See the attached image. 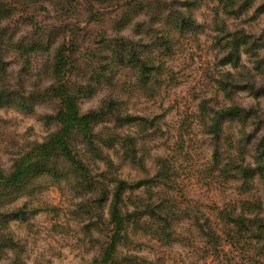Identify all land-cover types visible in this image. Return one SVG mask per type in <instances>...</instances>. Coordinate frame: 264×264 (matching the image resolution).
Returning <instances> with one entry per match:
<instances>
[{
	"label": "rangeland",
	"instance_id": "obj_1",
	"mask_svg": "<svg viewBox=\"0 0 264 264\" xmlns=\"http://www.w3.org/2000/svg\"><path fill=\"white\" fill-rule=\"evenodd\" d=\"M261 3L262 0H257L248 13L235 17L226 15L215 0H79L77 8L73 6L65 13L67 22L74 25L68 30L59 28L65 18L59 19L58 10L50 5L37 8L31 15L22 17L18 13L13 18L20 40L38 30L54 40L53 43H32L45 48L33 56L37 59L27 71L22 63L13 61L9 73L14 84L23 81L30 89L49 87L53 82L50 67L53 56L63 44L59 39L65 36L69 43L76 41L79 48L75 77L86 75L94 81L103 77L102 84H96L97 92L92 99L81 102L82 113L98 109L104 102L119 101L127 114L154 123L153 136L147 143H140L147 151L146 170L121 163L120 173L132 182L143 178L148 170L150 174L158 171L159 160H168L177 183L173 187L181 190L180 202L191 207L194 218L185 217L177 222V240L171 244L139 239L143 245L134 248L133 255L155 264H264V256L240 250L238 245H228L225 239L212 242L192 225L198 218L204 223L209 219L211 226L219 229L222 221L219 212L231 209L228 206L237 197L234 186L219 185V181L211 179L216 175L212 167L214 143L205 133L202 118L234 104L247 109L258 105L264 108V96L257 98L248 90H241L248 83L257 88L264 86V64L259 62L264 59V15L256 12ZM180 16L192 17L203 29L185 30L178 23ZM237 32L253 37L250 42L254 44L253 51L243 55L238 67L222 65L218 41L227 33ZM134 43L141 59L149 60L152 54L155 57L151 67L156 70L151 79L160 82L147 91L143 90L140 73L134 66H126L127 61L124 66L114 62L117 47L122 45L120 50H124L126 60L134 63L130 47ZM16 49L13 45L9 51L13 58ZM227 73L232 74V83L241 86L235 94L233 89L231 97L219 84ZM54 113L53 105L39 106L33 114L13 108L0 109L2 171L9 173L17 159L56 129L48 127L43 119ZM138 130L134 124L116 129L109 120L97 128L105 134L137 133ZM239 130L236 126L233 131ZM245 133L244 139L252 141L248 146V161L253 163L257 153L252 147L264 135V130L257 131L250 123ZM254 184L258 194L264 197V185L258 180ZM24 193L14 203L0 204V213L23 209L30 216L26 222L13 221L6 226L0 223L3 242L11 243L0 245V264H90L99 255V244L86 235L82 222L71 215L75 201L70 196L52 186H45L42 192ZM34 210L38 212L32 214ZM103 211L106 220L108 210ZM98 221H95L98 228L93 237L101 241L106 231H102V222Z\"/></svg>",
	"mask_w": 264,
	"mask_h": 264
},
{
	"label": "trees",
	"instance_id": "obj_2",
	"mask_svg": "<svg viewBox=\"0 0 264 264\" xmlns=\"http://www.w3.org/2000/svg\"><path fill=\"white\" fill-rule=\"evenodd\" d=\"M78 1L0 0V109L13 108L33 114L39 106L53 105L55 113L43 119L48 127L56 128L43 142L34 144L17 159L9 173L0 169V204L14 203L26 191L42 192L45 186H52L75 201V210L71 211V215L77 222H82L86 235L99 244V255L90 264H155L132 254L134 248L143 245L139 239L171 244L177 240V222L185 217H194L191 207H185L180 202L183 198V195L178 197L181 190L173 187L177 183L168 160H159L158 171L150 174L148 170L143 178L132 182L120 173L122 164L128 163L146 170L147 151L140 143H147L153 136L151 130L155 128L154 123L127 114L119 101L104 102L102 107L82 113L81 102L92 99L97 92L96 84H102L103 77L97 81L93 77L87 79L86 75L79 79L75 77L79 48L76 41L69 43L65 36L60 38L58 35L63 44L56 48L53 56L50 66L53 82L49 87L30 89L23 81L14 84L10 79L9 67L12 63H22L27 71L37 59L33 56L45 48L32 43L54 41L39 30L32 36L27 33L20 40L15 33L18 30L13 27L14 23L17 24L13 18L18 13L22 17L31 15L37 8L50 5L58 10L59 19L65 18L59 28L68 30L74 25L67 22L69 19L65 13H69L73 6L77 8ZM215 1L226 15L240 17L253 9L257 0ZM256 12L264 15V0ZM177 19L185 30L193 27L203 29L192 17L180 16ZM29 21L26 22L32 25ZM252 38L243 32L227 33L222 41H218L223 54L221 64L238 67L243 55L253 51ZM13 45L17 48L14 58L9 55ZM121 46L117 47L114 62L122 65L127 61L126 66H134V70L140 73L141 83L145 85H142L143 90L147 91L148 87L152 88L153 84L160 82L159 79H151L152 72L156 70L151 67L155 59L153 54L149 60L141 59L134 43V46L130 45L131 55L134 54L133 63L131 59L126 60ZM167 48L170 50L169 46ZM263 60L259 61L261 65ZM232 77L231 73H227L219 83L228 97L233 95V89L235 94L241 87L239 83L230 81ZM241 88L257 98L264 96V86L257 88L248 83ZM108 120L119 130L132 124L138 125L139 130L127 134L97 131ZM202 122L205 133L212 137L214 143L212 167L216 175L211 179L219 181V185L229 183L234 186L237 197L232 200L234 204L228 206L231 209L219 212L222 220L219 229L211 226L209 219L204 223L198 218L192 225L212 242L225 239L228 245H238L240 250L264 256V197L254 186L256 180L264 185V135L253 144L252 148L257 153L252 158L253 163L248 161V146L252 141L244 139L250 123L257 131L264 130V108L258 105L247 109L234 104L207 113ZM236 126L240 128L237 133L233 131ZM106 208L108 218L104 220L103 210ZM37 212L34 210L32 214ZM29 217L25 210L18 209L9 214L0 213V223L6 226L13 221L26 222ZM97 219L102 222V231H106L101 241L93 237L94 230L98 228ZM2 239L0 236V245L7 244Z\"/></svg>",
	"mask_w": 264,
	"mask_h": 264
}]
</instances>
